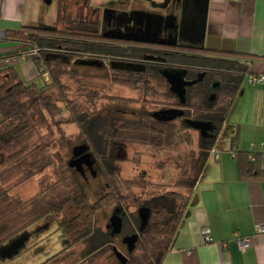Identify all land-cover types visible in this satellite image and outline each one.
Masks as SVG:
<instances>
[{"label":"trees","instance_id":"obj_1","mask_svg":"<svg viewBox=\"0 0 264 264\" xmlns=\"http://www.w3.org/2000/svg\"><path fill=\"white\" fill-rule=\"evenodd\" d=\"M89 1L74 0L76 12H67L66 0H59L54 23L7 30L1 39L22 44L24 50L0 58L32 57L45 83L25 81L12 65L0 68V246L51 217L69 244L41 264H95L109 252L110 264H163L192 202L199 167L216 145L248 67L238 54H210L207 49L176 45L170 48L180 50L150 53L140 45L145 40L107 36L101 32L99 20L87 11L94 9ZM83 60L95 62L93 65L108 61L114 82L139 90L164 79L166 96L178 99L172 109L183 113L171 120L161 119L156 113L165 109L141 105L131 117H119L117 109L108 104L96 108L98 95L93 92L81 93L85 100L70 98L64 78L74 77V67ZM167 68L182 73L184 100L168 80ZM188 121L208 124V128L202 132ZM192 130L198 132L196 146ZM130 144L169 151L183 148L175 156L178 174L171 189L136 192L142 186L123 176L115 155L117 147L126 149ZM261 156L256 152L251 160L248 149L238 148L241 180L264 177ZM88 157L103 177L100 196H95L73 165ZM34 177H38L39 187L33 197L12 194L13 182ZM141 207L150 209L142 230ZM101 214H118L123 221L121 234L139 235L135 248L128 255L122 252L124 260L117 256L119 248L114 244L121 234L112 233L111 216L103 228ZM80 244L86 248L76 253L73 248Z\"/></svg>","mask_w":264,"mask_h":264},{"label":"crops","instance_id":"obj_2","mask_svg":"<svg viewBox=\"0 0 264 264\" xmlns=\"http://www.w3.org/2000/svg\"><path fill=\"white\" fill-rule=\"evenodd\" d=\"M129 1H116L112 9L122 15L124 3L133 9L143 5L149 17L160 10L164 30H174L179 44L207 49L210 54H238L248 67L219 135H223L221 144L199 167L192 202L163 264H264V232L259 231L264 225V177L241 180L238 159L230 153L233 146L241 151L255 144L264 170V82H251L252 77L264 75V0ZM51 3L0 0V56L24 50L22 44L1 40L7 30L55 22L59 0L54 13L47 9ZM11 65L25 81L42 78L28 55L13 57ZM206 229L213 242L205 240ZM237 237L250 238L252 245L242 250Z\"/></svg>","mask_w":264,"mask_h":264},{"label":"rangeland","instance_id":"obj_3","mask_svg":"<svg viewBox=\"0 0 264 264\" xmlns=\"http://www.w3.org/2000/svg\"><path fill=\"white\" fill-rule=\"evenodd\" d=\"M116 1L119 0H90V5L94 9H87V11L91 13V18L98 19L103 27L105 24L103 11H105V13L112 12L114 8H108L112 7V4ZM123 1L126 2L129 0H121V2ZM138 2H144V0H138ZM57 3L58 0H52V3L47 5V9L51 13H54ZM65 4L68 8L67 12H76L77 6L74 0H66ZM124 4V10H121L124 15L125 12L127 16L130 15L131 10H133L134 12L132 13L135 14L147 13L146 8L142 7L143 5L133 9L131 5ZM97 5L100 7H97ZM152 13H154V15H151L152 19H147L148 21L145 22V27L141 32H151L149 28H152L154 29V31H152L153 33H162L163 25L160 19V13L162 12L158 10L152 11ZM49 21H51V19H49ZM102 42L107 43L108 41ZM84 58L86 59L87 56H83L82 59ZM93 64L95 63L89 64L86 60H83L74 67V77L64 78V82L71 90L69 95L70 98L85 100L82 94L93 92L98 95L95 104L96 108H102L108 104L115 110L117 109V116L119 117H131V112L134 109L140 108L141 105H146L147 108L151 110H168L176 107L178 99L172 97L168 98L166 96L165 92L167 91V85L164 79L160 78L158 81L153 80V83L150 82L148 85H143L142 90H139L132 86L114 82L113 70L108 67V61H105L101 66ZM1 67H3V64H0V68ZM176 81L179 85L175 88L178 93H182V82L178 78H176ZM36 82L39 85H43L45 80L39 78ZM144 89H148L149 91H143ZM86 105L93 108V105L89 102L86 103ZM192 133L195 137L194 146H196L198 132L192 130ZM222 139L223 135L217 139L216 144L220 145ZM222 143L225 144V141ZM80 151L81 150H78V153ZM182 151L183 148H176L173 151H169L151 146L130 144L126 149H123L122 146L117 147L115 155L119 157L117 162L123 176L138 182L142 187H138L135 190L137 193H141L142 190L158 191L160 189L169 190L172 188V180L175 179L178 174L176 164L174 163L175 156ZM73 165L85 177L95 196H100L104 190V182L103 177L99 175V169L97 165L94 164V161H92L90 157L86 159L82 158L75 161ZM13 184L15 186L11 191L12 194L20 196L23 199L33 197L37 193L39 187L38 177L28 179L21 183L13 182L12 185ZM70 213L73 214V210H70ZM110 216L106 217L102 214L99 215L100 225L103 226V228L106 227ZM124 237L125 234L116 237L114 244L121 252L128 255V246L122 242ZM68 244L69 241L63 230L58 228V224L53 218L48 217L31 225L13 239L0 246V264H41L49 257L64 249ZM85 248V244H80L75 246L73 250L79 253ZM110 254L109 252L108 255L99 257L95 264H110L112 261ZM56 264L66 263H61L59 261Z\"/></svg>","mask_w":264,"mask_h":264},{"label":"flooded vegetation","instance_id":"obj_4","mask_svg":"<svg viewBox=\"0 0 264 264\" xmlns=\"http://www.w3.org/2000/svg\"><path fill=\"white\" fill-rule=\"evenodd\" d=\"M110 8H112V7H110ZM103 13H104L103 19L105 20V24L103 25V27L100 24V30H101V32H103V34H107V36H116V37L130 38V39L134 38V39L145 40V41H147V43L140 44V45H142L143 48L150 51V53L160 52V51L168 52L171 49L173 51L174 50H180L177 47L170 48V46H172V47H174L175 45L176 46H184V45H181L177 42L176 37H175V31L172 29L171 30L167 29L165 31L164 28H162V33H153L152 31H154V29L149 28V29H151V32H148V31H142L141 32V30H143V28L145 27L144 26L145 22L148 21L147 19H150V20L152 19L151 17H149L145 14L132 13L131 16L130 15L126 16L124 14L118 15L114 12V10L112 12H107V13H105V11H103ZM125 18H127V21L125 20ZM131 19H132V21H131ZM122 26L126 28L124 31H122V29H120ZM154 42H156V43H154ZM157 43H159V44H157ZM88 63L91 64V63H95V62H91L90 60H88ZM96 64H98L100 66L103 65V63H96ZM166 71L175 72L177 70L167 68ZM122 242L128 246V250H129V244L127 242H125L124 240H122Z\"/></svg>","mask_w":264,"mask_h":264},{"label":"water","instance_id":"obj_5","mask_svg":"<svg viewBox=\"0 0 264 264\" xmlns=\"http://www.w3.org/2000/svg\"><path fill=\"white\" fill-rule=\"evenodd\" d=\"M165 74H166L168 80L172 83L173 89L176 92H177V90L175 87L179 85L178 82L176 81V78L181 80L183 91H182V93L177 92V94L180 96V98L182 100H184L185 83L182 80V73L180 71H176L175 73H173L172 71H167ZM182 113H183V111L180 109H168V110L158 111L156 113V116H159V118H161V119L171 120V119L176 118L178 115H180ZM188 122L192 126L201 129L202 132H204L205 129L208 128V124H204L201 122H195V121H188ZM139 214H140V218H141L140 229L142 230L148 223L149 216H150V209L148 207H141L139 209ZM109 227H112V233L113 234H120L122 232V229H123L122 218L118 214H113L110 218ZM123 240L129 244V250L132 251L135 248L137 241L139 240V235L137 233H135L133 235L125 236ZM116 252H117V256L119 258H121L123 260L125 259V255L121 251L117 250Z\"/></svg>","mask_w":264,"mask_h":264},{"label":"built area","instance_id":"obj_6","mask_svg":"<svg viewBox=\"0 0 264 264\" xmlns=\"http://www.w3.org/2000/svg\"><path fill=\"white\" fill-rule=\"evenodd\" d=\"M13 63V57H7V58H0V64H3V67L11 65ZM256 81H263L264 82V75L257 77L254 76L251 78V82H256ZM248 151H249V158L251 160L255 159V153L257 152L256 150V145L255 144H251L248 147ZM261 152H263V149H261ZM230 153L236 157L238 154V147L237 146H233L232 149L230 150ZM259 231L260 232H264V225L259 227ZM204 236H205V240L207 242H213V237L211 235V231L210 229H206L204 231ZM240 246V248L242 250H246L248 247H250L252 245V240L250 238H242V237H237L236 240Z\"/></svg>","mask_w":264,"mask_h":264}]
</instances>
